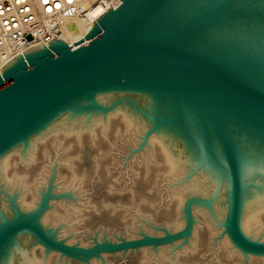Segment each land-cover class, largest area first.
I'll list each match as a JSON object with an SVG mask.
<instances>
[{
    "label": "water",
    "instance_id": "obj_1",
    "mask_svg": "<svg viewBox=\"0 0 264 264\" xmlns=\"http://www.w3.org/2000/svg\"><path fill=\"white\" fill-rule=\"evenodd\" d=\"M61 19L1 66L0 264H264V0Z\"/></svg>",
    "mask_w": 264,
    "mask_h": 264
},
{
    "label": "built area",
    "instance_id": "obj_2",
    "mask_svg": "<svg viewBox=\"0 0 264 264\" xmlns=\"http://www.w3.org/2000/svg\"><path fill=\"white\" fill-rule=\"evenodd\" d=\"M116 1H102L104 10L100 15L115 7ZM86 13L81 0H0V70L18 52L40 41L47 43L52 36L57 38L62 16L79 17Z\"/></svg>",
    "mask_w": 264,
    "mask_h": 264
},
{
    "label": "bare ground",
    "instance_id": "obj_3",
    "mask_svg": "<svg viewBox=\"0 0 264 264\" xmlns=\"http://www.w3.org/2000/svg\"><path fill=\"white\" fill-rule=\"evenodd\" d=\"M102 1H106V0H92V1L91 0H81V4L87 8V13H86V15L79 16V17H84L86 19V21L90 25H92L94 23L93 22L94 18L99 16L104 10V8L101 7ZM203 1L204 0H198V3H201ZM116 3L119 4L120 0L113 2V4H116ZM187 10L188 11L191 10L190 5L187 7ZM259 27H261L259 29H262V28L264 29V26H259ZM64 31H65V27L62 23L61 27H60V32L57 34V38L59 36H61L62 34H64ZM210 32H211L212 37L218 38V39H224L228 42H234V41L235 42L236 41L242 42L245 39L248 40V39L253 38L252 33H251L252 28H247L244 25H241L239 23L227 25V26H221L220 28L213 27ZM44 44L48 45V42L44 43ZM1 70H0V72H1Z\"/></svg>",
    "mask_w": 264,
    "mask_h": 264
}]
</instances>
